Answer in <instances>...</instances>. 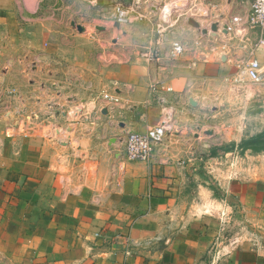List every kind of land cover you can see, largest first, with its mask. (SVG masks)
Instances as JSON below:
<instances>
[{"label":"crops","instance_id":"crops-1","mask_svg":"<svg viewBox=\"0 0 264 264\" xmlns=\"http://www.w3.org/2000/svg\"><path fill=\"white\" fill-rule=\"evenodd\" d=\"M56 1L0 0V126L8 107L23 111L17 96L48 114L0 154L2 235L25 245L4 254L14 264H264V85L251 91L237 79L251 45L211 39L206 60L187 54L154 70L122 62L87 81L83 69L60 71L50 55L81 42L71 27H49L67 8ZM225 1L200 0L202 27L226 19L234 4L247 8ZM257 56L264 67V47ZM30 63L29 74L13 69ZM86 92L99 98L75 117L77 102L64 97ZM167 110L173 123L153 160H127L125 136L159 125ZM51 126L66 127L71 140L41 133Z\"/></svg>","mask_w":264,"mask_h":264},{"label":"rangeland","instance_id":"rangeland-1","mask_svg":"<svg viewBox=\"0 0 264 264\" xmlns=\"http://www.w3.org/2000/svg\"><path fill=\"white\" fill-rule=\"evenodd\" d=\"M52 1L53 4L57 3L56 0ZM227 1L225 2L227 3ZM64 4L67 6L65 13H58L56 11L54 23L51 24L49 22V27H71V39L80 37L81 42L76 41L73 43V40H71V49L68 53L65 52V49L59 47L55 48V50L52 49L50 55L57 58L55 66L60 71L64 70L68 65H74L77 69H83L87 81L91 80L92 82L95 80L98 82L101 74L105 77L104 75L108 67L122 62L141 61V53L148 44V36L151 35L155 27H163L165 22H170V24L177 28L184 27L188 24V18H193L194 9H199L198 12L200 13H206V9H208L207 5L204 2H200V0H64ZM166 7L170 10L169 14L165 15L168 12L167 9L163 13H160V10ZM121 10H124L129 18L125 26H120L126 27V29L118 28L114 22L115 14ZM208 21L209 18H203L202 23L207 24ZM73 22L85 26L88 30L80 34L77 28L72 25ZM42 27L45 26L42 25ZM99 27H104L105 30H100ZM44 53L49 54L47 50ZM64 55L67 58L68 56L72 57L73 59L70 61L73 62L70 64L69 60L63 57ZM36 66V64L31 63L27 65L21 64L19 67L14 66L13 69L29 74L36 69ZM237 79L240 84H248L247 90L251 91L264 85V79L259 83H254L244 73ZM8 83L10 82H3L2 89H7ZM102 86H104V83H102ZM109 91L114 92L112 88ZM4 98L12 102L15 99L13 95L9 94ZM31 98V96L16 97L19 103H22L24 106L22 112L18 110L20 106L18 108L8 107L5 111H2L0 154L4 152L5 148L13 150L14 141L19 134H23L25 138H29L40 128L38 125L37 129L29 130L30 128H26L27 122L30 123L33 118H38L39 123H42V121L46 122L45 120L48 118L46 112L35 113L32 111L33 109L31 110V107L27 109V104L32 102ZM98 98L99 96L97 97L96 93L86 92L85 94L80 93V95L73 94L64 97V101L66 103L69 100L77 102L76 104L73 103L75 105L73 111L75 117H77L82 109H92L94 104L91 102L93 100L97 101ZM86 103L88 104L86 105ZM99 105L98 103L97 108ZM214 105L216 108L219 105L222 106L221 103L217 104V102ZM97 110L99 111V109ZM63 128L67 129L66 127ZM47 129L50 130L49 127H44L41 133L45 135ZM26 130H29V132H25ZM55 133L54 138L68 136V132ZM1 184L2 182L0 181ZM0 190H2L1 186ZM13 197L14 194L11 193V198ZM2 234V193H0V264H14L13 259L15 257L6 256L4 254L5 251H14L15 248L25 245L20 241L18 243L14 240L7 241Z\"/></svg>","mask_w":264,"mask_h":264},{"label":"built area","instance_id":"built-area-1","mask_svg":"<svg viewBox=\"0 0 264 264\" xmlns=\"http://www.w3.org/2000/svg\"><path fill=\"white\" fill-rule=\"evenodd\" d=\"M244 1L247 3V8L243 9L241 4H234L228 17L226 19L222 17V20L217 22L219 27L216 34L209 27L207 28L208 34L204 35L188 24L177 28L170 22H165L163 27H155L148 37V44L141 53V61L146 64L149 70H154L157 66L163 65L164 62L172 65L187 54L198 56L199 53L200 59L206 60L207 54L213 51L211 39L226 37L228 40L226 47L228 48L233 47L232 43L236 48L251 45L247 49L248 57L245 74L252 82H261L264 79V70L257 52L261 47H264V0ZM194 11L193 18L196 20L207 15V12H198L199 9L197 8ZM128 20L129 18L124 10L119 11L114 16V22L119 23L121 26H125ZM253 34L257 36V39L252 40ZM159 84L160 80L153 82L149 92L150 96L154 97L159 92ZM104 98L111 106H115L118 102V99L110 94H105ZM172 123L173 110H167L163 114L161 123L151 127L146 133L129 132L124 138L125 158L129 161H152L158 149L164 144ZM26 124V128H30L29 130L36 128L34 127L35 122H27ZM29 130L25 132H29ZM54 132L60 134L68 131L58 126H51L50 130L47 129L46 135L53 137ZM25 134L27 135V133ZM70 136L68 134L64 138L70 139Z\"/></svg>","mask_w":264,"mask_h":264},{"label":"water","instance_id":"water-1","mask_svg":"<svg viewBox=\"0 0 264 264\" xmlns=\"http://www.w3.org/2000/svg\"><path fill=\"white\" fill-rule=\"evenodd\" d=\"M188 24L191 26V27H194L196 28L199 32H201L202 34L206 35L208 34V29L206 28H202L200 22L198 20H196L195 18H188ZM73 26L77 27V29L80 31V32H84L85 31V27L82 26V25H79V24H76L75 22L72 23ZM116 26L118 28H121L120 24L119 23H116ZM218 27H219V24L216 22L214 24H212L211 26V30L212 32H214V34H216V32L218 31ZM107 110L104 111V113H106ZM61 143L64 145L66 143H64V141H61Z\"/></svg>","mask_w":264,"mask_h":264},{"label":"bare ground","instance_id":"bare-ground-1","mask_svg":"<svg viewBox=\"0 0 264 264\" xmlns=\"http://www.w3.org/2000/svg\"><path fill=\"white\" fill-rule=\"evenodd\" d=\"M186 3V2H185ZM163 10H160V13H163L164 11H166V9L168 10V8L166 7V8H162ZM169 11L170 10H168V12L167 13H165V15H168L169 14Z\"/></svg>","mask_w":264,"mask_h":264}]
</instances>
